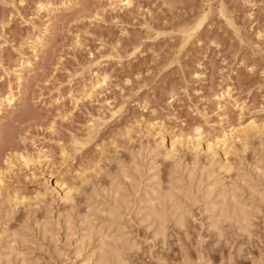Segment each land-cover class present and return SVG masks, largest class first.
<instances>
[{
	"label": "rangeland",
	"instance_id": "obj_1",
	"mask_svg": "<svg viewBox=\"0 0 264 264\" xmlns=\"http://www.w3.org/2000/svg\"><path fill=\"white\" fill-rule=\"evenodd\" d=\"M222 199L244 230L214 229ZM101 241L264 264V0H0V264H96Z\"/></svg>",
	"mask_w": 264,
	"mask_h": 264
},
{
	"label": "bare ground",
	"instance_id": "obj_2",
	"mask_svg": "<svg viewBox=\"0 0 264 264\" xmlns=\"http://www.w3.org/2000/svg\"><path fill=\"white\" fill-rule=\"evenodd\" d=\"M128 2V1H127ZM68 6H70V4L68 5ZM48 10H52V11H54L55 10V8H53V5H50V4H46V5H44V3L43 4H40L39 5V10L38 11H45V12H47ZM56 11V10H55ZM54 13V12H53ZM55 16H56V14H55ZM46 32H48L47 30H46ZM50 32V31H49ZM48 34V33H47ZM49 35V34H48ZM39 41H40V43H43L42 42V39H39ZM38 49V45L37 46H35V50H37ZM44 50V49H43ZM42 50V51H43ZM24 68V67H23ZM17 73V72H16ZM18 76H19V81H21L22 80V76H23V69H22V67H20V69H18ZM107 77V76H106ZM105 77V78H106ZM104 78V79H105ZM104 81L105 80H103V83H104ZM105 84V83H104ZM96 86H99V84L98 85H96ZM101 86V85H100ZM2 107V106H1ZM253 125V124H252ZM198 131H200V130H198ZM39 154H40V151L38 152ZM41 156V155H40ZM42 157V156H41ZM45 158V157H44ZM20 160L22 161V164L24 165V166H27V161H26V159H25V157L24 156H22L21 155V157H20ZM44 160V159H43ZM46 162V161H45ZM21 164V165H22ZM38 164V163H37ZM193 176V175H192ZM191 179V178H190ZM243 182V181H242ZM199 183V182H198ZM246 184V183H245ZM61 185V184H60ZM59 184L57 185L58 187L60 186ZM63 185H61L60 187L62 188L61 190H63V187H62ZM115 188V187H114ZM118 188V187H117ZM210 189H211V187H209ZM209 188H207V189H209ZM60 189V188H59ZM208 190L207 192H205V193H207L208 195H209V193H211V190ZM71 190V189H70ZM70 190H68L67 191V194H66V196L65 197H68V198H70L71 197V195H73L72 194V192L70 191ZM119 190V189H118ZM117 189L115 190H110L109 191V197L113 200L112 201V203L114 204V207H115V209H117L116 207L117 206H119L120 204V198H119V191H118ZM70 191V192H69ZM176 191V190H175ZM174 191V192H175ZM65 192V191H64ZM223 192V191H222ZM181 193V192H180ZM221 194V193H220ZM169 195V194H168ZM168 195H167V198H168ZM235 195V194H234ZM156 196V195H155ZM166 196V195H165ZM164 196V197H165ZM205 196V195H204ZM221 196V195H220ZM225 196V195H224ZM227 196V195H226ZM210 197V196H209ZM208 197V198H209ZM235 197V196H234ZM166 198V199H167ZM174 198H176V197H174ZM173 197H172V195H171V197L169 196V199H168V201L170 202L169 204V211H170V209H171V217H173L174 219H176L175 221H177V225H179V224H181V225H183V223H184V218H185V216H184V214L186 213L185 212V209L183 210L178 204H177V202H175L176 200L174 199ZM185 198H186V196H185ZM219 198V197H218ZM217 198V199H218ZM231 198V197H230ZM65 199V198H64ZM157 199H159V198H157ZM156 199V200H157ZM186 199H188V198H186ZM186 199H185V201H186ZM224 200L226 199V198H223ZM222 199V201H224ZM235 199V198H234ZM234 199H232L233 200V202H234V204H233V207H232V209L229 211V209H225L226 208V204H225V202H227V201H224V202H222V203H220L221 205H222V207L220 208H218V210H217V212H215L216 211V207H217V205L215 204V206L214 205H212L211 206V208L213 209V211L216 213L215 215H211L210 217L212 218V226L214 227V229H218L217 227H218V225H219V223L221 222V220L222 219H224L225 218V216L226 215H231V214H236V216H238V218H239V220H237V223H239V224H241V227H240V229L242 228V230H244V228H246L245 226L247 225L246 223H247V219H249L247 216V210L245 211L244 209H240V211L237 213V209H236V201H234ZM162 200H164V198L162 199ZM227 200V199H226ZM158 201V200H157ZM12 202V201H11ZM159 202V201H158ZM165 202V201H164ZM190 202V201H189ZM232 202V201H231ZM128 204V203H127ZM165 203H163V205H164ZM220 204H219V206H220ZM223 204H225V207L223 206ZM152 206H150L149 208H150V213H149V215L150 216H155V218H156V221H158L159 222V230H158V232L160 233V232H163L164 230V226H163V224L165 223V221L162 219V215L163 214H161V213H159L157 210H156V208H155V205H154V203H152L151 204ZM181 205V204H180ZM230 205V204H229ZM239 205V204H238ZM237 205V206H238ZM113 206V205H112ZM121 206V205H120ZM158 206H160V203H159V205ZM166 206H168V205H166ZM224 207V208H223ZM228 207V206H227ZM164 208V207H163ZM189 208V207H188ZM210 208V209H211ZM230 208V207H229ZM209 209V208H208ZM113 211H114V208L112 209ZM112 210H110L111 212H112ZM166 210V209H165ZM163 211V210H162ZM212 211V210H211ZM251 211V210H250ZM163 212H166V211H163ZM109 214H110V219H111V216L113 217V213H110V212H108ZM107 213V214H108ZM231 213V214H230ZM168 214V213H167ZM187 214V213H186ZM209 214V213H208ZM166 215V214H165ZM168 216V215H167ZM106 217H107V215H106ZM165 217V216H164ZM170 217V218H171ZM148 219H151L150 217L148 218ZM168 219V218H167ZM106 220V219H105ZM109 220V219H108ZM114 220V219H113ZM225 220V219H224ZM107 221V220H106ZM227 221V220H226ZM154 222H155V220H154ZM186 222V221H185ZM236 223V224H237ZM155 224V223H154ZM176 224V223H175ZM248 226V225H247ZM158 227V226H157ZM90 229V228H89ZM166 229H167V227H166ZM90 231V230H89ZM90 232H93V231H90ZM157 232V234H159ZM102 233V232H101ZM98 234H100V232L98 233ZM161 234V233H160ZM113 238V237H112ZM100 240V239H99ZM102 240V239H101ZM114 241V240H113ZM118 242H120V241H118ZM118 242H117V244L115 243L114 244V246H113V248H109V246H108V248L109 249H105V245L106 244H104V242L103 241H101V244H100V247L98 248V249H100V251H99V255H98V258H97V261H96V264H120V263H122V251H123V249H124V247H123V245H120V244H118ZM100 243V242H99ZM128 243V242H127ZM112 244V243H111ZM113 245V244H112ZM125 245V244H124ZM131 247V246H130ZM126 248V247H125ZM128 250V249H127Z\"/></svg>",
	"mask_w": 264,
	"mask_h": 264
}]
</instances>
